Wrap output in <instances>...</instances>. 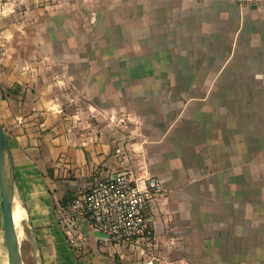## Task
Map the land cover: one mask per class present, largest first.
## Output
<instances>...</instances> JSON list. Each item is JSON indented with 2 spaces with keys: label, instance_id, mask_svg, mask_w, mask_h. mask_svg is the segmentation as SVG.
I'll return each instance as SVG.
<instances>
[{
  "label": "crops",
  "instance_id": "1",
  "mask_svg": "<svg viewBox=\"0 0 264 264\" xmlns=\"http://www.w3.org/2000/svg\"><path fill=\"white\" fill-rule=\"evenodd\" d=\"M0 123L32 264H264V3L0 0ZM120 173L163 182L155 239L71 244L59 208Z\"/></svg>",
  "mask_w": 264,
  "mask_h": 264
},
{
  "label": "built area",
  "instance_id": "2",
  "mask_svg": "<svg viewBox=\"0 0 264 264\" xmlns=\"http://www.w3.org/2000/svg\"><path fill=\"white\" fill-rule=\"evenodd\" d=\"M240 5L264 3V0H222ZM157 177L134 178L120 173L99 179L87 190L75 194L67 208L58 215L69 242L79 246L78 221L87 220L111 244L124 247L152 243L157 235V223L151 217L154 201L166 193Z\"/></svg>",
  "mask_w": 264,
  "mask_h": 264
},
{
  "label": "water",
  "instance_id": "3",
  "mask_svg": "<svg viewBox=\"0 0 264 264\" xmlns=\"http://www.w3.org/2000/svg\"><path fill=\"white\" fill-rule=\"evenodd\" d=\"M0 188L3 203V219L9 264H25L17 226L14 221L15 163L6 134L0 123ZM37 247V235L34 232Z\"/></svg>",
  "mask_w": 264,
  "mask_h": 264
},
{
  "label": "rangeland",
  "instance_id": "4",
  "mask_svg": "<svg viewBox=\"0 0 264 264\" xmlns=\"http://www.w3.org/2000/svg\"><path fill=\"white\" fill-rule=\"evenodd\" d=\"M107 24L108 23L106 22L105 27H107ZM102 25H104V24L102 23ZM65 106H66V108H67V106H69V108H70L69 109V113H71L73 115H77L78 114V112H77L78 111L77 110L78 109V102H70L69 103L67 101V103H65ZM73 119H75L77 121L76 118H73ZM19 226L20 227L17 228V231H18V234L20 236L19 239H20L21 251H22L23 258H24V262H25V264H32V255H33V253L35 251V249H34V239H33V236H32V230L29 228L25 218H24V220H22V222L20 223ZM23 236H24V238H23ZM198 261H200V260H198ZM197 263L198 264H202V263L207 264V262H205V261H201V262H197ZM157 264H161V263L157 262Z\"/></svg>",
  "mask_w": 264,
  "mask_h": 264
},
{
  "label": "bare ground",
  "instance_id": "5",
  "mask_svg": "<svg viewBox=\"0 0 264 264\" xmlns=\"http://www.w3.org/2000/svg\"><path fill=\"white\" fill-rule=\"evenodd\" d=\"M22 220H24V213H23L21 207L19 206V204L16 202L15 206H14V221H15L17 228L20 227L19 225L22 222ZM23 238H24V236H23Z\"/></svg>",
  "mask_w": 264,
  "mask_h": 264
}]
</instances>
